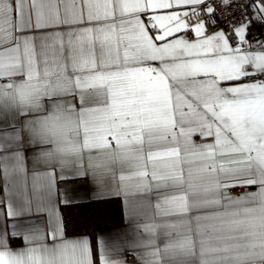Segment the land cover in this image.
Wrapping results in <instances>:
<instances>
[{"label":"snow or ice","instance_id":"1","mask_svg":"<svg viewBox=\"0 0 264 264\" xmlns=\"http://www.w3.org/2000/svg\"><path fill=\"white\" fill-rule=\"evenodd\" d=\"M215 2L0 0V75L30 78L41 65L63 64L74 81L65 101L77 114L72 135L90 154L83 167L82 156L70 167L34 171L32 190L42 185V201L22 190L19 208L9 199L8 216L36 206L51 213L47 224L0 227L7 264H93L90 241L65 238L53 220L61 197L55 184L88 175L107 178L125 198L138 220L136 243L152 249L148 264L158 256L163 264H264V80L257 78L264 42L245 38L252 19L264 22V0L246 3L238 12L245 19H222L230 35L212 31L220 27ZM234 2L218 6L226 13ZM13 143L0 138V150ZM0 171L6 184L10 174L23 179L20 154L0 155ZM252 186L257 191L231 195ZM9 234H23L28 247L12 254Z\"/></svg>","mask_w":264,"mask_h":264},{"label":"crops","instance_id":"2","mask_svg":"<svg viewBox=\"0 0 264 264\" xmlns=\"http://www.w3.org/2000/svg\"><path fill=\"white\" fill-rule=\"evenodd\" d=\"M6 19H10V17H6ZM141 19L146 22L144 16H141ZM258 24L262 35L252 37L248 28L245 37L248 43L253 46L264 42V22H258ZM219 31L228 34L224 29L213 30V32ZM152 63L156 65L159 62ZM200 78L204 77H198V79ZM73 86L74 81L63 64L59 68L55 65H41L34 69L30 78L28 75H9L8 73L0 75V138H9L14 141L12 145H9L8 151L0 150V155L18 152L23 159L24 174L23 179L19 174H10L6 184L3 172L0 171V201H3V204H0V227L7 229L9 233L13 223L25 226L29 221H43L45 224L48 222L49 216L46 211L51 213V209L42 206L26 210L28 211L27 215L11 217L6 214L9 199L17 208L24 202L20 194L21 190L24 193V198H31L33 201L38 198L43 200L42 185L36 183L35 191H33L31 176L34 171H43L49 166L40 163L37 157L56 155L66 157L67 163L64 167H70L74 162H80L82 156L81 167L87 162L90 154H82L79 151L77 138L72 135L78 125L77 114L74 111H68L65 105ZM47 121H54L51 130L46 125L40 139H33V129ZM193 139L197 143L201 141L198 136H194ZM186 159L198 161L196 156H188ZM55 188L60 190L61 197L60 202L56 205L53 220L60 223L65 238L86 237L90 241L93 264H100L102 258L107 261V264H148L151 259L148 252L152 249H142L136 243L139 236V232L136 230L138 220L129 216L125 198L117 195L115 187L109 186L107 178L97 180L90 175L72 177L56 183ZM255 191H257L256 187L252 186L248 192ZM62 193L71 201L70 203L63 202ZM244 194L232 196L240 197ZM141 195L145 194L141 193ZM147 196L148 199H153L151 193H148ZM53 198L55 199V196ZM111 199L120 200L123 221L118 225L100 229L97 232L95 246L88 235L69 236L66 234L62 213L64 206ZM17 231L23 233L27 231V228L22 227ZM48 242L51 243V240ZM155 243L163 250L166 239L163 236H158ZM26 247L28 244L23 234L17 236L9 234L7 237V249L12 254H18ZM169 259L174 258L169 257ZM156 260L157 264H163L164 258L158 256ZM0 264H7V258L0 256Z\"/></svg>","mask_w":264,"mask_h":264},{"label":"trees","instance_id":"3","mask_svg":"<svg viewBox=\"0 0 264 264\" xmlns=\"http://www.w3.org/2000/svg\"><path fill=\"white\" fill-rule=\"evenodd\" d=\"M62 213L66 234L88 235L94 246L100 229L118 225L123 221L121 202L118 199L67 205L62 208Z\"/></svg>","mask_w":264,"mask_h":264},{"label":"built area","instance_id":"4","mask_svg":"<svg viewBox=\"0 0 264 264\" xmlns=\"http://www.w3.org/2000/svg\"><path fill=\"white\" fill-rule=\"evenodd\" d=\"M250 2V0H236V2L232 3V5L228 8L227 12L224 13L223 10L218 6L219 5V0H216V2L212 5L213 7H215L217 9V12L220 13V16L217 18L216 23L220 25L219 28H213V30L216 29H224L229 35L231 34L229 31V28H226L224 23H222V19L225 21H229V23H231V21L229 20V18L231 19H245V17L240 16L238 17V12L245 10V4ZM249 11V18L251 17V10ZM193 19H195V17H193ZM249 33L252 37H259L262 35L261 30H260V26L258 24L257 21H255L254 19L251 20V24L249 27ZM260 80H264V75L258 76L257 77ZM252 189V187L249 188H243V187H237L234 188L231 192V195H235V194H243L245 192H248Z\"/></svg>","mask_w":264,"mask_h":264},{"label":"clouds","instance_id":"5","mask_svg":"<svg viewBox=\"0 0 264 264\" xmlns=\"http://www.w3.org/2000/svg\"><path fill=\"white\" fill-rule=\"evenodd\" d=\"M54 124V121H47L40 124L38 127L33 129L32 138L35 140H39L42 134L44 127L47 125L49 130H51V126ZM40 163L45 164L47 166H52L54 164H58L60 166H65L67 163V158L59 155L51 156V157H37Z\"/></svg>","mask_w":264,"mask_h":264}]
</instances>
